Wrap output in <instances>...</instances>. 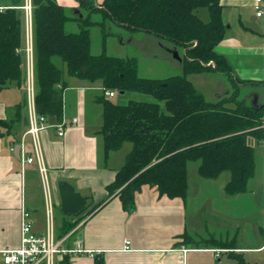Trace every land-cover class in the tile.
I'll list each match as a JSON object with an SVG mask.
<instances>
[{"label":"crops","instance_id":"0c3cea01","mask_svg":"<svg viewBox=\"0 0 264 264\" xmlns=\"http://www.w3.org/2000/svg\"><path fill=\"white\" fill-rule=\"evenodd\" d=\"M56 1L73 15H87L86 11L82 12L79 0ZM94 1L101 7L104 0ZM16 2L13 0L12 3L0 5L3 11L17 8L22 13L24 36L21 52L25 72L22 87L13 83L0 91V250L20 247L22 209L25 208L30 213L29 220L35 234H51L56 241L64 240L63 247L68 249L75 248L76 242L80 241L86 250L94 252L93 255H59L50 264H239L238 260L247 264H264V188L262 193L259 192L260 197L257 187L249 193L229 196L225 186L231 176L221 183L218 190L230 202L212 205L211 209L218 213L215 224L220 229L210 232L205 230L201 217L204 207L210 206L208 203L202 204L201 200L200 203L196 202L204 187L199 189V193L195 190L189 178V165V190L185 199L162 196L156 187L145 185L136 195L135 208L129 211L124 207L118 192L110 194L109 187L125 166L133 145L125 143L120 150L106 155L103 137L99 133L103 124V107L98 102L101 96L106 95L99 81L93 83L72 77L67 72L64 79L63 118L58 120L47 116L48 127L39 134V144L48 169L46 178L36 164L29 165L25 171L22 169L23 151L28 155L34 154L33 137L27 132L31 116L28 87L34 89L35 98L37 94L36 58L33 10L31 35L34 76L31 73L29 75L27 46L30 29L29 17L24 9L27 0ZM221 5L227 32L216 50L228 59L234 74L233 80L227 75L213 72L191 74L188 78L204 97L203 82L195 78L207 75L216 84L221 78L227 79L232 89L226 88L222 96H216L217 99L212 101L205 97L209 102H217L237 93L238 99L246 100L249 105L264 107V20L256 17V0H221ZM208 12L202 17L197 11V15L202 21L208 15L210 21ZM72 23L75 28L71 31L80 28L77 22ZM109 23L118 27L111 21ZM96 27L100 26L92 27L91 35ZM111 34L107 40L114 33ZM104 49L107 52L103 41ZM174 49L178 47L170 50ZM179 63L182 67V61ZM67 79H71V83ZM256 99L257 103L254 104ZM17 107L23 108L19 110ZM64 119L68 126L64 135L60 136L56 126ZM74 119H77L76 123H73ZM262 141H258L260 148L257 150L248 138V144L255 149L256 175L260 185H264V139ZM18 145L20 151L16 155ZM221 176L210 180L214 184L204 189L207 190L205 201L212 191L216 193L215 183ZM63 181L87 198L84 210L78 215L66 214L62 210L59 184ZM196 184L204 185L200 182ZM199 213L201 215L198 217ZM248 213L263 214V227L260 222L253 226L250 223L243 224ZM204 230L205 235H201ZM217 232L224 235H218ZM186 235L194 243L187 241ZM212 240L217 244L212 243ZM127 242H130L129 250H125Z\"/></svg>","mask_w":264,"mask_h":264},{"label":"trees","instance_id":"16d2710c","mask_svg":"<svg viewBox=\"0 0 264 264\" xmlns=\"http://www.w3.org/2000/svg\"><path fill=\"white\" fill-rule=\"evenodd\" d=\"M79 2L86 17L72 16L56 0H33L37 112L63 118L66 84L56 59L66 64L72 77L99 81L105 90L155 99L119 104L103 95L98 100L103 107L99 133L106 155L125 143L133 145L109 187L110 194L118 192L129 211L135 208L136 195L145 185L156 187L162 196L185 199L190 162L200 163L199 174L207 180L229 172L231 180L225 186L229 196L247 193L257 170L255 149L248 138L264 139V107L249 105L238 99L237 93L209 102L188 78L213 72L233 80L228 59L216 50L227 32L221 0H104L101 7L94 0ZM201 8L210 12L207 23L197 15ZM94 14H100L102 22L95 21ZM107 21L132 35L150 34L184 49L183 74L143 78L136 57L110 56L105 49L93 54L91 29L99 25L106 44L112 35L105 28ZM72 22L80 28L68 30ZM23 36L21 11L10 8L0 12V91L13 83L22 87L25 81ZM185 238L193 241L187 235ZM212 243L217 244L215 240Z\"/></svg>","mask_w":264,"mask_h":264},{"label":"rangeland","instance_id":"374dc122","mask_svg":"<svg viewBox=\"0 0 264 264\" xmlns=\"http://www.w3.org/2000/svg\"><path fill=\"white\" fill-rule=\"evenodd\" d=\"M12 1L13 0H1L0 5L12 3ZM207 12L208 10L206 9L198 10V13H200L202 17H204V14H207ZM70 14L74 16L73 12H71ZM97 15L98 14H94V17L92 18L99 23L102 22V17L100 15L97 17ZM203 20L209 21V16L207 15L205 18H203ZM74 28L75 26L73 23H71V25L68 26V30L70 31ZM105 28L108 29L109 32H112L115 34V35L113 34L114 37L112 36L106 42L107 54L110 56L122 57V58L136 57L138 60V74L140 77L150 78V79H166L171 76L183 74V68L181 67L179 63V60L175 59L174 55H171L168 52L170 49L175 48L174 44L168 41L160 40L157 37L150 35V34H146V33H137V35H132L123 28H119L114 25L111 26L109 21H107ZM91 37H92L93 53L95 55L101 54L103 52V29L101 27H96V29L93 30ZM177 51H178L179 56L183 58L184 56H183L182 48L178 47ZM56 64L60 68L63 69L64 79H65V77L68 75L66 64H64L60 59H56ZM199 76L200 77L195 78V80L196 81L199 80L203 82V84L201 85L203 89L202 91H204V95L207 98V100L212 101V100H215V98L217 99L216 96H222L225 93L226 88L232 89L231 84L225 78H221L220 81L216 84L215 82L212 81V77H206L207 75H199ZM70 80L71 79H67L68 82H70ZM112 101L115 103H119V104H126L129 101L155 102V99L152 98L151 96L139 94V93L121 94L120 92H116V97L113 98ZM259 142L254 137H249V143L253 144L257 150H259L260 148ZM261 142L263 143V141ZM199 165H200L199 162H193L189 164V178L192 184H194L195 190L198 191V193H199V189L201 190L202 187H204L205 189L206 186H211V184L212 185L214 184V182L212 183V181L205 180L202 177H200L198 173ZM230 176L231 174L229 172H225L221 176V178L215 183L216 189H217V191H215L216 193H212L213 192L212 191L211 192L212 194L211 193L210 195L208 194L209 197L207 201H205V197L207 196L206 195L207 190L202 189L201 195L199 196L198 194L197 196L198 199H196L197 200L196 202L200 203L199 201L201 200L202 204L208 203V206H210V207H207V206L204 207L202 215L201 213L198 214V217L201 215V217L203 218V222L205 225L204 228L206 231L210 232V231H214L215 229H220L218 225L215 224V220H217L216 216L218 213L213 211L211 208H212V205L217 204L218 206L220 204L230 202L228 201L229 199L227 200L226 195H224L222 192L218 190V188L220 187V184L223 183L226 179L229 180ZM194 182L196 183L200 182L204 185L199 186ZM256 187L258 188L257 190L258 197H260L259 195L261 194H259V192L261 193L263 192L264 185L263 183L261 185L259 184V178L257 175L249 183L248 193L252 191V189H256ZM244 220L245 222H243V224L250 223L251 224L250 226H253V224L260 222V225L263 227V214L253 215L252 213H248L246 214V218H244ZM205 230L202 231L203 233L201 235H205ZM225 230L228 231L232 229H225ZM220 233L222 232H217L218 235ZM220 235H224V234H220Z\"/></svg>","mask_w":264,"mask_h":264},{"label":"built area","instance_id":"2783aa9c","mask_svg":"<svg viewBox=\"0 0 264 264\" xmlns=\"http://www.w3.org/2000/svg\"><path fill=\"white\" fill-rule=\"evenodd\" d=\"M29 17L28 26L30 29V35L28 36V46H27V60L29 65V75L30 73L34 76L33 69V42L31 35L32 27V12L34 6L32 0H27V5L24 7ZM256 17L264 20V0H256ZM3 11V8H0ZM32 79V77H31ZM28 93L31 98L30 102V119H29V130L27 135H31L34 141V154L28 155L23 151L21 157L22 169H25L29 165L36 164L39 167L40 172L46 178L48 169L43 157L42 149L39 144V134L42 130L48 127V117L46 115H41L36 110L35 103V92L33 88L28 87ZM106 97L112 99L116 96V92L111 90H105ZM77 119L73 120L76 123ZM68 126V122L64 119L60 124L56 126L59 130L60 136L64 135V131ZM264 129V125H263ZM30 213L22 209V225H21V245L17 249L13 250H0V255L2 257V264H41L47 262L50 264L52 260L59 255H80L89 254L93 255L94 252L86 250L80 241L76 242V247L73 249H68L63 247V241H56L51 234L45 236H39L34 233L33 225L30 222ZM125 250H129L128 247L130 242L126 243Z\"/></svg>","mask_w":264,"mask_h":264},{"label":"water","instance_id":"95a60500","mask_svg":"<svg viewBox=\"0 0 264 264\" xmlns=\"http://www.w3.org/2000/svg\"><path fill=\"white\" fill-rule=\"evenodd\" d=\"M78 12V11H77ZM81 17H83L81 15ZM169 52L174 55L175 59L182 61V58L179 56L176 49L169 50ZM124 94L123 92H120ZM257 103V99L254 101V104ZM256 107V106H255ZM20 145L17 146L16 155L19 154ZM60 198L62 202V210L66 214L78 215L80 214L87 203V198L82 196L80 193L76 192L75 188L70 185L68 182H60L59 184Z\"/></svg>","mask_w":264,"mask_h":264}]
</instances>
